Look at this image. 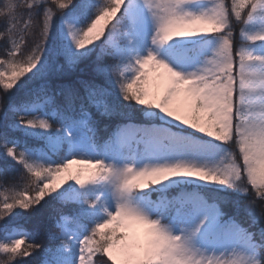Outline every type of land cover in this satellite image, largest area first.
<instances>
[{"label": "snow or ice", "instance_id": "snow-or-ice-1", "mask_svg": "<svg viewBox=\"0 0 264 264\" xmlns=\"http://www.w3.org/2000/svg\"><path fill=\"white\" fill-rule=\"evenodd\" d=\"M0 25V264H264V0H0Z\"/></svg>", "mask_w": 264, "mask_h": 264}, {"label": "trees", "instance_id": "trees-1", "mask_svg": "<svg viewBox=\"0 0 264 264\" xmlns=\"http://www.w3.org/2000/svg\"><path fill=\"white\" fill-rule=\"evenodd\" d=\"M0 28H2V25H0ZM225 211L226 212H229L231 213L232 209L230 207H226L225 208ZM22 223H25L24 221H21ZM25 226L27 228H29L30 230H33L37 227H39V230H40V240L39 242H42L44 243L45 245L49 244L50 241H48L44 235L45 231H46V226L44 224H39L37 225V221L35 220V218L31 219L30 221L26 222L25 223ZM52 231H55V229H52ZM39 257H37L38 259Z\"/></svg>", "mask_w": 264, "mask_h": 264}]
</instances>
